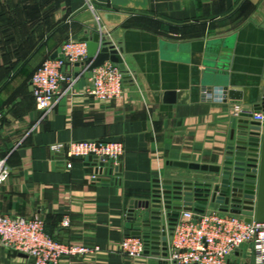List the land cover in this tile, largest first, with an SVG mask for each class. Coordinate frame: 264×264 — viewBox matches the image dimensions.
Returning a JSON list of instances; mask_svg holds the SVG:
<instances>
[{
  "label": "crops",
  "instance_id": "obj_1",
  "mask_svg": "<svg viewBox=\"0 0 264 264\" xmlns=\"http://www.w3.org/2000/svg\"><path fill=\"white\" fill-rule=\"evenodd\" d=\"M100 26L104 41L123 50L124 97L86 96L90 78L81 72L75 93L45 114L33 93L35 71ZM223 55L227 91L239 99L207 72L211 57ZM64 71L75 75L74 65ZM263 95L264 0H0V154L11 169L0 185V214L40 217L58 241L101 247L60 264H160L153 254L130 259L118 251L132 232L131 201L151 199L159 178L217 181L219 174L167 161L222 164L233 118ZM84 140L123 142L121 175L95 183L82 159L71 170L55 163L53 145ZM149 213L137 210L135 221ZM0 264L33 263L0 242ZM230 264H256L252 246Z\"/></svg>",
  "mask_w": 264,
  "mask_h": 264
},
{
  "label": "built area",
  "instance_id": "obj_2",
  "mask_svg": "<svg viewBox=\"0 0 264 264\" xmlns=\"http://www.w3.org/2000/svg\"><path fill=\"white\" fill-rule=\"evenodd\" d=\"M99 30L103 38L104 27L100 26ZM61 53L62 57L47 59L32 77L36 104L45 114L66 96L75 93L81 74L67 73L64 67L85 62L88 45L84 41L70 40L62 46ZM125 81L126 75L120 66L107 61L94 70L84 94L98 101L120 99L125 95ZM254 120L264 122V114L256 113ZM52 152L55 163L66 170L73 168L75 159L93 165L90 180L102 183L119 177L125 144L104 140L72 141L53 145ZM90 157L93 161H89ZM10 176L8 158L0 154V185L6 183ZM164 213L169 264H230L235 252L247 244L252 246L254 262L264 264V222H248L245 216L224 212L217 205L211 209L207 207L203 212L194 209L180 211L171 235L167 211ZM63 225L68 227L70 220L66 218ZM0 242L9 249L34 257L35 264H60L63 259L92 256L101 251L98 245L56 240L47 232L45 221L40 217L8 214H0ZM153 246L148 245L144 238L129 236L121 241L118 251L127 258L140 259L147 250L153 251Z\"/></svg>",
  "mask_w": 264,
  "mask_h": 264
},
{
  "label": "water",
  "instance_id": "obj_3",
  "mask_svg": "<svg viewBox=\"0 0 264 264\" xmlns=\"http://www.w3.org/2000/svg\"><path fill=\"white\" fill-rule=\"evenodd\" d=\"M81 41L88 45V58L85 62L74 64L75 75L85 72L86 77L91 78L94 70L107 61L118 64L126 72L123 50L104 41L100 33L92 38L84 37ZM62 56V53L54 55L55 58ZM228 64V58L224 55L217 58L212 56L207 64V72L214 75L215 86H220L231 98L239 99L240 93L227 91ZM167 96L173 98L174 93H167ZM256 113L264 114V95L260 103L233 118L231 138L222 164L167 161L171 167L219 174L217 181L159 178L155 180L151 199L131 201L128 217V226L132 229L130 236L144 238L148 245L153 244V251L147 250L146 253L161 257L160 264H169L166 259L168 232L164 224V211H167L171 235L180 211L194 209L203 212L210 203L219 205L224 212L243 215L248 222H264V122L254 120ZM89 161H93V158L90 157ZM122 169L121 165L119 175ZM141 209L150 210V216L145 221H135V213ZM22 256L30 258L31 263L35 264L34 257L25 253Z\"/></svg>",
  "mask_w": 264,
  "mask_h": 264
}]
</instances>
